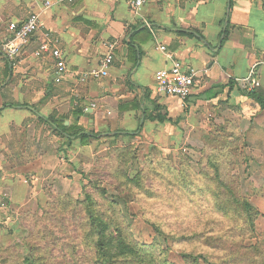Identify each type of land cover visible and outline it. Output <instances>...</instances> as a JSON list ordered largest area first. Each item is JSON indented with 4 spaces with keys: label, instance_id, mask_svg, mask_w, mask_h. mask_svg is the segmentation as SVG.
Returning <instances> with one entry per match:
<instances>
[{
    "label": "crops",
    "instance_id": "0c3cea01",
    "mask_svg": "<svg viewBox=\"0 0 264 264\" xmlns=\"http://www.w3.org/2000/svg\"><path fill=\"white\" fill-rule=\"evenodd\" d=\"M45 1L0 0V45L10 36V23L29 16L41 22L13 66L0 52V193L13 213L28 208L32 199L43 200L44 184L63 193L79 192L81 157L102 153L104 141L156 138L160 131L190 137L208 113L239 104L252 106L264 119L246 95L248 77L264 93V0H150L138 15L130 9L131 0H74L49 8ZM142 28L152 38L135 45L134 64L125 42ZM47 32L58 40L65 64L62 73L53 57L33 55ZM107 43L116 45L112 66L101 79L82 80L97 68ZM173 59L199 73V85L183 101L159 96L154 89L155 74L170 68ZM152 103L165 110V122L146 119ZM80 109L85 113L74 116ZM197 109L203 112L199 117ZM49 116L65 117L64 126L77 121L99 138L85 146L78 140L68 144L41 121ZM36 128L50 131L60 144L50 149L45 140L32 137L28 147L37 157L22 164L26 151L22 147V153L15 154ZM115 134L119 135L114 139Z\"/></svg>",
    "mask_w": 264,
    "mask_h": 264
},
{
    "label": "rangeland",
    "instance_id": "374dc122",
    "mask_svg": "<svg viewBox=\"0 0 264 264\" xmlns=\"http://www.w3.org/2000/svg\"><path fill=\"white\" fill-rule=\"evenodd\" d=\"M197 111L199 117L198 114L203 112ZM204 117L197 124V132L190 137L183 136L184 132L174 136L160 131L156 132V138L144 136L127 141H104L102 153L90 159L81 157L82 182L80 191H73L74 195L53 189L55 185L44 184L45 201L32 199L28 208L13 213L6 207L4 194L0 193V264L2 259H8L10 264L27 255L25 242L35 219L39 220L35 229L44 225L47 232L53 231L52 236L36 241L55 243L54 255L57 256L63 239L76 248L75 255L62 258V264L72 260L75 264H89V251L83 249L76 228L79 212L69 210L63 214L55 198L67 195L82 200V186H87L90 180L105 189L104 199L117 204L135 241L157 244L160 249L170 248L169 259L176 264H182L180 252L192 251L195 255L212 256L218 264H243L245 261L264 264V119L246 104L225 107L221 113L213 111L206 119ZM34 131L36 133L27 136L25 143L19 146L20 151L15 147L18 148L15 157L22 153V147L26 151L27 159L24 162L22 159V164L37 157V152L31 150L34 148L28 147L32 137L45 140L50 149H56L60 144L50 131L48 134L40 133L39 128ZM116 147L126 148L131 155L121 158ZM9 155L13 156L12 153ZM8 157L4 156V159L8 160ZM14 165L15 169L18 165ZM120 170L129 177L139 173L140 185L118 187L122 178ZM0 173L3 174V170ZM219 182L258 212L252 229L234 209L224 213L216 208L215 201L219 202L226 194ZM97 196L95 193L98 202L104 205ZM154 225L166 235L189 240L173 244L164 242L154 231ZM54 237H60V240L53 241ZM254 246L258 247L257 251L250 249Z\"/></svg>",
    "mask_w": 264,
    "mask_h": 264
},
{
    "label": "trees",
    "instance_id": "16d2710c",
    "mask_svg": "<svg viewBox=\"0 0 264 264\" xmlns=\"http://www.w3.org/2000/svg\"><path fill=\"white\" fill-rule=\"evenodd\" d=\"M231 10V1H230ZM230 17V16H229ZM228 17V22L230 19ZM152 36L147 31L146 28H142L135 31L125 42L130 53L131 61L136 64L137 56L135 45L137 43H146L151 40ZM248 98L257 104L260 111L264 113V93L255 88L246 93ZM6 106H4L5 108ZM13 107V105L11 106ZM23 107V106H14ZM2 109H0L1 112ZM85 113L84 110L80 109L74 111V116H80ZM146 119L150 121H158L163 123L167 120V114L165 110L152 103V109L150 112H145ZM43 119V120H41ZM40 120L49 125V127L56 132L58 135L62 136L66 143L71 144L72 141L78 140L81 146L87 145L91 140L99 138V134L94 133V131H86L77 124V121L70 124L69 126H64L65 117L59 116L54 118L49 116L48 118H41ZM63 120V121H62ZM139 130V129H138ZM119 134L114 135V139ZM129 137H133L134 134H124ZM117 152L120 153L121 158L126 155H131L126 148H115ZM126 161V160H125ZM212 167L215 165L212 163ZM119 171L116 172V175ZM122 176L119 180L118 187L129 188L131 185L138 187L140 185V174L138 173L135 177H129L126 173L120 170ZM222 189L226 192L224 198L218 202L215 201L214 205L220 212L227 213L229 210L234 209L244 222L246 226L252 229L253 222L258 215V212L252 207L248 201L245 199L237 198L224 183L219 182ZM83 199H73L67 195L62 197H56L58 208L63 214H66L71 210L73 213L76 210L79 212V217L77 218L76 228L79 231V238L81 239V244L83 249L89 251V264H176L170 261L168 256V251L170 248L160 249L157 244H142L135 241L130 234L129 230L126 228L125 220L122 218V214L118 211L117 204L114 201H108L104 199L106 195L105 189L101 188L98 183L90 180L88 185L82 186ZM97 191V192H96ZM103 200L104 205L99 203L95 197ZM50 206V204H47ZM47 213V211H46ZM61 219L63 215L61 214ZM39 220H34V225L30 227L29 236L25 242L26 256L19 257L16 260L10 262V264H62V258L70 255L76 254V248L72 245H68L65 239L61 241L63 243L61 247L58 246L57 256L52 253L54 250L55 243L52 242H37V238L45 239L48 235L52 236L53 231L49 230L47 232L46 227L40 226L37 228ZM154 231L164 240V242L171 241H187L189 238L185 237H175L166 235L158 227L154 225ZM197 236V235H195ZM60 237H54L53 241H59ZM253 251H257L258 247H251ZM249 249V250H250ZM179 257L182 264H218V261L213 259L212 256H206L203 254L195 255L194 252H180ZM249 259L248 257H244ZM77 263V262H76ZM1 264H9L8 259H2ZM68 264H75L73 260L68 262ZM243 264H251L249 261H245Z\"/></svg>",
    "mask_w": 264,
    "mask_h": 264
},
{
    "label": "built area",
    "instance_id": "2783aa9c",
    "mask_svg": "<svg viewBox=\"0 0 264 264\" xmlns=\"http://www.w3.org/2000/svg\"><path fill=\"white\" fill-rule=\"evenodd\" d=\"M74 0H46L44 6L46 8L55 4H70ZM150 0H131L130 9L135 15L142 6ZM149 28L150 25L145 23ZM41 22L36 16H29L21 23H10L8 25L9 38L0 45V52L5 58L6 62L13 66L20 57L23 50L30 43L32 37L38 32ZM106 52L99 60L97 68L87 74H84L82 80L87 77L93 79H101L108 69L112 66L114 61V51L116 49L115 43H107L105 45ZM160 51L165 52V47H160ZM36 59L43 56L53 57L58 61L57 70L62 73L65 70V64L62 58L61 51L58 49V40L52 36L51 33H44L43 40L38 48L33 53ZM199 73L193 70H188L184 65L173 59L171 67L158 71L155 76V93L159 96L173 97L177 100L183 101L192 95L193 90L199 85ZM248 91L258 87V82L251 78H247ZM2 207L5 205L2 204Z\"/></svg>",
    "mask_w": 264,
    "mask_h": 264
}]
</instances>
